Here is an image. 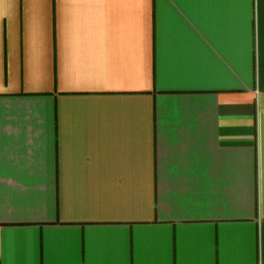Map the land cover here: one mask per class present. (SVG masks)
Masks as SVG:
<instances>
[{
  "label": "crops",
  "instance_id": "obj_1",
  "mask_svg": "<svg viewBox=\"0 0 264 264\" xmlns=\"http://www.w3.org/2000/svg\"><path fill=\"white\" fill-rule=\"evenodd\" d=\"M0 264H264V0H0Z\"/></svg>",
  "mask_w": 264,
  "mask_h": 264
}]
</instances>
